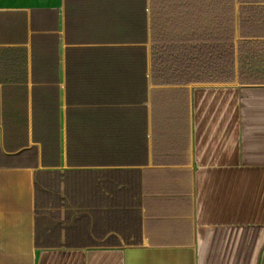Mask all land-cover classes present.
<instances>
[{
    "label": "crops",
    "instance_id": "crops-1",
    "mask_svg": "<svg viewBox=\"0 0 264 264\" xmlns=\"http://www.w3.org/2000/svg\"><path fill=\"white\" fill-rule=\"evenodd\" d=\"M162 66L150 0H0V264H264V85Z\"/></svg>",
    "mask_w": 264,
    "mask_h": 264
},
{
    "label": "trees",
    "instance_id": "trees-1",
    "mask_svg": "<svg viewBox=\"0 0 264 264\" xmlns=\"http://www.w3.org/2000/svg\"><path fill=\"white\" fill-rule=\"evenodd\" d=\"M236 4L240 40L235 44ZM185 5L183 12L191 4ZM263 5L264 0H211L209 27L206 24L204 33L181 38L183 55H193V61L173 66L169 61L177 39L171 33V18L177 10L173 0H150L152 54L163 62L164 82L230 83L237 79L242 86L264 85V40H257L264 39Z\"/></svg>",
    "mask_w": 264,
    "mask_h": 264
}]
</instances>
